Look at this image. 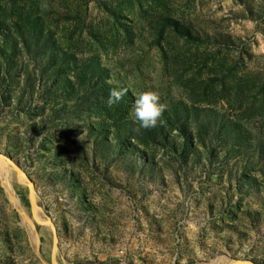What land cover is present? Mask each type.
Masks as SVG:
<instances>
[{"label": "rangeland", "instance_id": "1", "mask_svg": "<svg viewBox=\"0 0 264 264\" xmlns=\"http://www.w3.org/2000/svg\"><path fill=\"white\" fill-rule=\"evenodd\" d=\"M0 152V264H264V0H0Z\"/></svg>", "mask_w": 264, "mask_h": 264}, {"label": "water", "instance_id": "2", "mask_svg": "<svg viewBox=\"0 0 264 264\" xmlns=\"http://www.w3.org/2000/svg\"><path fill=\"white\" fill-rule=\"evenodd\" d=\"M0 157H2L4 160H6V161H8L9 163H11L12 166H13L15 169L20 170V167L17 166V165L13 162V160H12L8 155H5V154H3V153L0 152ZM32 197H33L32 194H30V200H31V203L33 202ZM35 220H36L37 222L44 221L43 219H38V218H36V217H35ZM53 239H54V245H55V242H56V233H55V230H54V229H53ZM238 262H242V261L235 260V261H234V264H236V263H238ZM245 262H248L249 264H253V263L250 262V261H245Z\"/></svg>", "mask_w": 264, "mask_h": 264}, {"label": "bare ground", "instance_id": "3", "mask_svg": "<svg viewBox=\"0 0 264 264\" xmlns=\"http://www.w3.org/2000/svg\"><path fill=\"white\" fill-rule=\"evenodd\" d=\"M0 176H1V179H2V181L3 182H5L6 180L2 177V173H1V168H0ZM34 216H36V215H34ZM219 259H217V258H213L212 260H210V261H206V262H203L202 264H218L217 262H215V261H218ZM230 260V259H229ZM232 261V260H231ZM245 261H242V262H238L239 264H245L244 263ZM238 263H236V264H238Z\"/></svg>", "mask_w": 264, "mask_h": 264}]
</instances>
